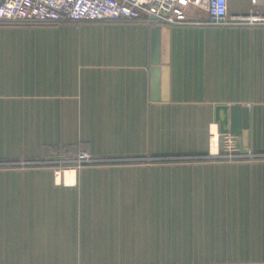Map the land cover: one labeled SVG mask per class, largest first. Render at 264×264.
Masks as SVG:
<instances>
[{"label":"crops","instance_id":"0c3cea01","mask_svg":"<svg viewBox=\"0 0 264 264\" xmlns=\"http://www.w3.org/2000/svg\"><path fill=\"white\" fill-rule=\"evenodd\" d=\"M190 14L157 63L152 19L0 21V264H264V24Z\"/></svg>","mask_w":264,"mask_h":264},{"label":"built area","instance_id":"2783aa9c","mask_svg":"<svg viewBox=\"0 0 264 264\" xmlns=\"http://www.w3.org/2000/svg\"><path fill=\"white\" fill-rule=\"evenodd\" d=\"M252 7L246 13H231L229 0H0V21H49L82 19H152L162 25L201 23L190 19V11L205 10L208 23L212 24H264V0H251ZM219 144L218 153L229 160L246 159L238 134L226 131L213 133ZM112 162L105 157L80 150L75 155L63 154L48 157L43 162L53 164L56 172L63 166L85 163Z\"/></svg>","mask_w":264,"mask_h":264},{"label":"water","instance_id":"95a60500","mask_svg":"<svg viewBox=\"0 0 264 264\" xmlns=\"http://www.w3.org/2000/svg\"><path fill=\"white\" fill-rule=\"evenodd\" d=\"M152 19L154 20L155 17H152ZM160 33H162L164 35V38H166L165 40V46L166 49H168V38H169V33H170V29L168 26H162L160 23H156L155 26L153 27V37H154V41H153V54H155V58H153V62H158V51H159V36ZM168 60H166L165 62H167ZM157 69V68H155ZM167 69V68H166ZM239 107L238 106H234L233 110H237ZM227 111H228V107L227 106H223L220 105L218 107V113H219V120L221 122V129L223 131H228L230 130V123H229V118L227 116ZM249 123L247 122V117L245 118V123H244V129L242 130L240 126H237L236 123H233V127L231 128V131L233 133H241L242 132V140H243V147L245 150H248L249 148V144H250V134H249V129H248Z\"/></svg>","mask_w":264,"mask_h":264},{"label":"rangeland","instance_id":"374dc122","mask_svg":"<svg viewBox=\"0 0 264 264\" xmlns=\"http://www.w3.org/2000/svg\"><path fill=\"white\" fill-rule=\"evenodd\" d=\"M199 14H197L196 16H198Z\"/></svg>","mask_w":264,"mask_h":264}]
</instances>
